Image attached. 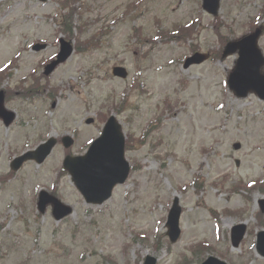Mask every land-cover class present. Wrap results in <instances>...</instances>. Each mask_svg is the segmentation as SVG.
Listing matches in <instances>:
<instances>
[{
	"label": "rangeland",
	"instance_id": "rangeland-1",
	"mask_svg": "<svg viewBox=\"0 0 264 264\" xmlns=\"http://www.w3.org/2000/svg\"><path fill=\"white\" fill-rule=\"evenodd\" d=\"M215 19L202 0H0V69L16 64L11 79L7 68L0 73V86L17 115L9 128L0 122V176L50 137L73 136L70 154L84 155L112 115L132 167L110 201L92 206L62 172L61 145L43 165L26 164L0 185V264H143L148 254L188 264L194 253L264 264L255 248L264 187L243 186L264 181V102L234 96L227 80L236 56L222 59L224 40L264 30V0H221ZM61 36L76 53L45 78ZM36 44L46 50L33 51ZM259 46L264 53V33ZM195 51L214 55L185 70ZM115 66L129 77H113ZM43 189L74 214L60 223L51 208L41 214ZM175 198L182 235L172 244L166 222ZM240 223L247 235L235 249L231 229Z\"/></svg>",
	"mask_w": 264,
	"mask_h": 264
},
{
	"label": "water",
	"instance_id": "water-1",
	"mask_svg": "<svg viewBox=\"0 0 264 264\" xmlns=\"http://www.w3.org/2000/svg\"><path fill=\"white\" fill-rule=\"evenodd\" d=\"M46 1V0H43ZM220 0H205V9L216 15L219 9ZM261 32L258 31L250 35L240 42L229 45L226 55L240 52V59L234 72L230 76V89L240 97L245 98L250 92L257 93L264 100V56L258 49V39ZM62 51L58 60L53 62L46 68L45 74L50 75L57 66L67 61L73 53L70 44L62 41ZM209 58L205 54H196L186 61L185 68L188 69L194 64H201ZM114 75L127 78L128 74L124 68H115ZM5 95L0 92V118H2L9 126L15 119V114L7 111L4 107ZM88 123H92L89 120ZM66 148L73 145L70 138L64 139ZM57 140L51 139L47 143L41 145L35 152L25 154L21 158L15 160L12 164L13 170L17 171L29 160H35L39 164L43 163L52 153ZM240 146L236 145L238 149ZM65 169L71 174L73 182L85 197L88 204L101 205L112 196L113 189L118 184H123L127 180L130 173V165L125 160V137L122 133V127L118 124L114 117L110 118L104 128L102 136L96 140L91 146L88 153L83 157L68 156L64 162ZM49 204L54 206V216L57 221L62 220L72 213V209L63 205L58 199L50 196L47 192H42L40 196L39 208L41 212H45ZM262 210L264 211V202H262ZM181 216V208L179 200L176 199L174 207L171 210L168 228L169 236L172 242H176L180 237L179 220ZM246 233V227L241 225L233 229L232 240L234 247H238ZM257 249L261 256L264 257V232L258 237ZM155 258H147L145 264H156ZM204 264H225L215 258H210Z\"/></svg>",
	"mask_w": 264,
	"mask_h": 264
},
{
	"label": "trees",
	"instance_id": "trees-1",
	"mask_svg": "<svg viewBox=\"0 0 264 264\" xmlns=\"http://www.w3.org/2000/svg\"><path fill=\"white\" fill-rule=\"evenodd\" d=\"M196 260H194L192 263H194Z\"/></svg>",
	"mask_w": 264,
	"mask_h": 264
}]
</instances>
